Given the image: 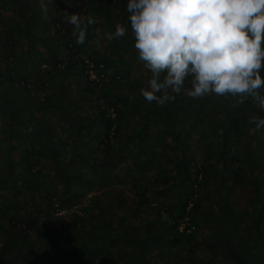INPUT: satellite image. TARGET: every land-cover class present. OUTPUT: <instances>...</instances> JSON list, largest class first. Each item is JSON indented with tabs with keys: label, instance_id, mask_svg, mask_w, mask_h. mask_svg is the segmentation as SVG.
<instances>
[{
	"label": "trees",
	"instance_id": "16d2710c",
	"mask_svg": "<svg viewBox=\"0 0 264 264\" xmlns=\"http://www.w3.org/2000/svg\"><path fill=\"white\" fill-rule=\"evenodd\" d=\"M45 2L0 0V264H264V110L148 103L127 0Z\"/></svg>",
	"mask_w": 264,
	"mask_h": 264
},
{
	"label": "clouds",
	"instance_id": "9594fccd",
	"mask_svg": "<svg viewBox=\"0 0 264 264\" xmlns=\"http://www.w3.org/2000/svg\"><path fill=\"white\" fill-rule=\"evenodd\" d=\"M133 47L150 73L139 93L163 106L178 95L231 96L233 107L249 97L264 110V0H127ZM43 15L48 5L41 0ZM76 43L87 37L89 15L65 9ZM117 22L105 34L111 41L126 34ZM264 128V116L249 119Z\"/></svg>",
	"mask_w": 264,
	"mask_h": 264
},
{
	"label": "rangeland",
	"instance_id": "374dc122",
	"mask_svg": "<svg viewBox=\"0 0 264 264\" xmlns=\"http://www.w3.org/2000/svg\"><path fill=\"white\" fill-rule=\"evenodd\" d=\"M138 75H140V73Z\"/></svg>",
	"mask_w": 264,
	"mask_h": 264
}]
</instances>
